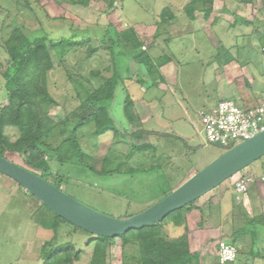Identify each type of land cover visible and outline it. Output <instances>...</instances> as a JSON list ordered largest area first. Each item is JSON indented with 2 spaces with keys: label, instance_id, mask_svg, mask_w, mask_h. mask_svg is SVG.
<instances>
[{
  "label": "rangeland",
  "instance_id": "obj_1",
  "mask_svg": "<svg viewBox=\"0 0 264 264\" xmlns=\"http://www.w3.org/2000/svg\"><path fill=\"white\" fill-rule=\"evenodd\" d=\"M190 6L193 18L187 10ZM109 26H114L120 41L118 70L127 69L130 35L141 45L138 50L144 51L142 61L130 59L128 89L118 87L112 103L113 123L102 128L97 121L80 125L75 137L82 155L67 157L62 148L63 161H59L53 150L73 134L63 121L74 120L87 88H98L114 73L112 53L100 42ZM17 31L21 37L71 39L50 48L51 66L44 75L53 100L43 104L42 111L54 126L45 139L52 167L47 178L59 181L65 192L81 202L118 218L144 211L227 151L219 144L203 146L201 110L220 100L253 104L264 88V0H0V111L10 100L4 72L7 48ZM150 60L159 84L155 87ZM161 72L167 80L162 81ZM139 77L145 81L138 82ZM128 94L132 101L126 116L121 106ZM157 121L174 122L167 135H140L146 126L161 129ZM2 131L11 142L20 136L14 125ZM174 131L187 137L194 148H188ZM141 144L146 146H137ZM2 154L31 167L21 154L10 150ZM10 183L11 194L0 198V264H45L50 248L66 243L72 248L61 251L55 264H90L97 236L70 222L48 228L53 210L14 179ZM208 197L166 217L163 235L183 239L191 251H200L201 264H217L220 240L237 244L241 251L229 264H264L262 225L252 222L248 228L254 232L235 240L233 233L244 220L238 216L240 211L220 195ZM47 241L53 244L43 248ZM68 252L70 259H66ZM139 256L136 245L124 247L115 238L103 258L105 264H140Z\"/></svg>",
  "mask_w": 264,
  "mask_h": 264
},
{
  "label": "trees",
  "instance_id": "obj_2",
  "mask_svg": "<svg viewBox=\"0 0 264 264\" xmlns=\"http://www.w3.org/2000/svg\"><path fill=\"white\" fill-rule=\"evenodd\" d=\"M192 1L195 2L196 0ZM202 1L203 3H212L214 0ZM244 1L250 2L252 0ZM187 10L193 18V7L190 6ZM166 12L169 13L167 9ZM122 34H127V31H124ZM132 37V35L129 37V41L132 43L129 47L130 50L125 53L129 58L127 62L128 66L123 72L118 70L119 52L116 47H118L120 41L114 26H109L107 31L100 38L101 44H104L106 49L110 50L112 53L115 70L113 75L102 82L98 88H87L86 98L73 113L74 120L70 121L69 119H65L63 121L64 127L68 130L71 129L73 134L63 141L58 149L55 148L56 150H53V152L58 153L59 161H63L60 155L62 148L69 153L67 157L69 155H77L76 152L82 155L80 143L75 137V132L79 130L80 125L87 124L91 121H97L98 128H102L111 124V122L113 123L114 120L111 114L112 103L115 105V96L119 91L117 90L118 87L123 86L124 89H128L127 80L130 79V59L134 57L140 63L142 61L141 56L144 52L138 50L141 45L136 43ZM16 38H20V40H18L17 43H14ZM70 40V38L56 40L42 36L34 38L21 37L20 33L17 31L14 33L12 42L7 48L9 59L7 60L8 67L4 72V76L6 79L5 87L10 95V100L9 104L2 107L0 111V155L5 156L2 153H5L6 150L21 154L31 166L28 168L46 179L52 175V167L47 158V154L51 149L48 148L45 139H49L48 135L54 130V126L50 125V122L53 120L42 111L43 104L50 103L53 100L47 91L46 77L44 75L46 70L51 66L50 48L56 47L58 43L69 42ZM148 70L151 75L150 79L152 80L151 86L157 85L158 81L156 79V74L153 71L154 65L152 64V61L150 62ZM96 73L98 72L96 71ZM138 81L144 82L145 79L139 77ZM40 82L42 84L39 88L36 85H39ZM130 100L131 97L128 94L124 104L121 106L126 116L128 102L132 101ZM8 124L17 126L20 129V136L14 142H11L8 137L2 133L4 126ZM112 125L115 126V124ZM144 132V129L139 131L140 135ZM137 146L145 147L146 144ZM54 184L58 187H61L62 185L61 183V185L59 184V181ZM195 202L179 209V211L189 208V206L193 205ZM177 212L178 210L173 212L174 216L179 214ZM54 213L55 215L50 218L52 223L48 228L57 227L61 222H69L56 212ZM180 218H182L181 214ZM176 223H178V221H176ZM163 224L162 221L153 226L132 230L117 237L97 236L96 238L98 241L95 244L94 256L90 264H105L103 258L105 249L113 240H115V238H120L124 247L129 244H134L139 248L140 264H201L200 251H191L189 244L186 241H183V239L171 240L166 234L164 236L161 232ZM74 226L78 229H82L76 225ZM251 230L254 232L253 228H251ZM234 238L236 240L237 236ZM52 244L53 242L47 241L43 248H46L47 246L49 247ZM69 248H72L71 243L54 247L52 246V248H50L51 255L45 261V264H55L61 251ZM71 256V252H68L66 259H70ZM234 262L235 261L230 263Z\"/></svg>",
  "mask_w": 264,
  "mask_h": 264
},
{
  "label": "water",
  "instance_id": "obj_3",
  "mask_svg": "<svg viewBox=\"0 0 264 264\" xmlns=\"http://www.w3.org/2000/svg\"><path fill=\"white\" fill-rule=\"evenodd\" d=\"M264 157V131L227 149L170 194L135 215L118 218L81 202L32 169L0 155V173L25 187L54 212L83 230L105 237L158 224Z\"/></svg>",
  "mask_w": 264,
  "mask_h": 264
},
{
  "label": "built area",
  "instance_id": "obj_4",
  "mask_svg": "<svg viewBox=\"0 0 264 264\" xmlns=\"http://www.w3.org/2000/svg\"><path fill=\"white\" fill-rule=\"evenodd\" d=\"M200 116L203 146L219 144L230 149L264 131V100L252 107L240 106L232 100H220L213 107L201 110ZM242 171L230 179H234L237 191L247 193L257 178ZM238 252L235 244L220 240L217 264L235 261Z\"/></svg>",
  "mask_w": 264,
  "mask_h": 264
},
{
  "label": "crops",
  "instance_id": "obj_5",
  "mask_svg": "<svg viewBox=\"0 0 264 264\" xmlns=\"http://www.w3.org/2000/svg\"><path fill=\"white\" fill-rule=\"evenodd\" d=\"M163 66H161V67H163ZM169 68H171V67H169ZM161 77H162V81L167 80L166 79L167 77L162 72H161ZM142 78L145 79V77H142ZM175 78H176V73L174 74V79ZM137 81H138V79H137ZM261 84H262V82H261ZM158 85L159 84L154 85L152 87H155ZM256 96L259 97L257 102H255L253 104H249L245 107L256 106L260 101H263L264 100V88H263V90H259L257 92ZM141 103H144V102L142 101ZM137 109H138V107H137ZM144 122L149 123L150 121H144ZM157 122H158L157 124L161 127V129L155 130V129H150L146 126V127H144V131H145L144 133H149V134L150 133H158V134H160V136L167 135L168 134L167 131H169V129L171 128L170 126L174 123L171 121H157ZM174 134L178 138L183 140L186 143L188 148H190V149L194 148V147H192V145L189 144L188 140L186 139L187 137H185L182 134L177 133L176 131H174ZM193 171H194V169H193ZM244 172L249 173V174H253L257 178V181H258V182H256L255 185H253L249 189V191L247 193H240V192L238 193L233 188V186H234L233 180L234 179H228L227 181H225L224 183H222L221 185L216 187L214 190L210 191L209 193H207L206 195L203 196V197H205V196L209 195L208 198H212L214 195H220V196H222V201H224L225 203L228 202L229 205H233L235 208H237L240 211L238 216L239 217L241 216V218L244 220L239 218V221H241V220L242 221L240 222V226L233 233V237L237 236V239L239 237H242L243 235L247 234L248 232L253 233L252 230H250V228H248L249 224H253L252 222L261 224L262 229L264 231V180L262 179V177H264V157H262L261 159H259L255 163H253V164L249 165L248 167H246L245 169H243L242 173H244ZM11 179H12L11 177L0 173V198L2 196L11 194V188L13 187L12 184L10 183ZM6 190H7V192H5ZM203 197H201V198H203ZM200 199H198V200H200ZM251 206H254L255 210H251L252 209ZM260 238L262 240L261 236H260ZM263 241H264V238H263ZM235 245L237 246V244H235ZM237 248H238L239 252H238L236 260L238 259V256H240V254H241V251H240L238 246H237ZM253 255H255V254H253ZM262 256L264 257V255H262ZM255 257L259 258L260 255H255ZM32 258H34V257L32 256Z\"/></svg>",
  "mask_w": 264,
  "mask_h": 264
}]
</instances>
